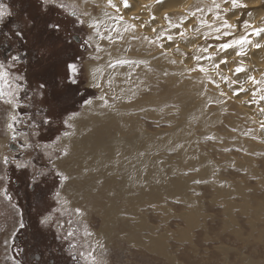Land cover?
I'll return each mask as SVG.
<instances>
[{
	"label": "rangeland",
	"instance_id": "rangeland-1",
	"mask_svg": "<svg viewBox=\"0 0 264 264\" xmlns=\"http://www.w3.org/2000/svg\"><path fill=\"white\" fill-rule=\"evenodd\" d=\"M102 1L103 6L100 7L97 0H52L47 5L42 4L41 0H0V5L11 16L5 17L4 24L0 25V47L5 44L10 49L8 53L0 49V61H5L13 89L19 83L15 80L16 76L24 75L27 81L26 87H21L17 96L21 103L17 111L22 115L16 125L20 134L16 141L11 140L10 131L6 128L7 113L11 109L0 102V155L22 161L31 160L34 165L17 169L13 164H0V175L9 178L0 181V189L7 188L12 197L8 200L0 192V264H169L164 261L166 257L171 258L172 262L174 257L177 258L178 264H264V111H261L264 100L251 102L246 98L251 99L254 92L255 96L264 95V89L257 91L261 85L248 79L260 74L256 80L264 82V71L257 73L260 70L258 66L264 64V33L257 36L254 29L260 28H252L255 21L260 20L257 18L260 12L258 6L233 9L230 0L228 3L215 0L220 5L217 9L213 0H163L162 3L154 0L151 14L173 9V12H168L171 14L163 24L167 28L165 45L172 43L167 36L176 34L181 44L191 43V58L195 59L193 67L199 65L207 69L198 73L199 70L190 71L192 68H189V72L185 73L188 74L187 81L193 86H204L210 100L206 104V111L214 122L209 129H201V123L195 118L188 123L184 111L178 107L180 102L175 98L176 94L180 95L187 89L172 81L175 75L162 79L164 73L160 70L165 69L158 65L154 68L159 81L143 90L147 98L142 101L147 103L149 110L148 115L142 116L143 120L150 132L159 131L165 135L170 134L171 129L178 128L179 124L174 127L175 123L189 124L195 135L203 137L199 141L201 150L219 166L212 170L210 176L194 169L190 172L179 170L181 177L172 180L188 181L189 186L183 193L176 192L174 198L165 199L160 205L151 200L141 204L140 210L148 220L141 236L143 246H139L130 234L127 238L117 235L111 241L112 246L103 242L105 250H102L98 242L95 245L93 236L85 235L86 229L89 232L90 223L76 212L77 208H73L72 204L65 206L66 203L55 196L57 191L60 193V185L63 184L59 177L48 174L38 176L34 183H29L34 172L41 169L48 171L49 156L61 172L58 162L65 155L61 153L60 139L65 132L70 133L75 129L70 123L69 114L82 113L86 105L84 101H92L100 96L101 92L88 83L86 74V64L98 62L99 59L95 42L91 39L95 28L86 22L88 9L82 8V5H88L100 17L102 9L111 7L107 0ZM250 1L238 0L245 5ZM60 4L65 7H59ZM180 8H184L185 12L179 13ZM197 8L204 11L198 12ZM73 11L75 16L72 15ZM194 11L195 16L191 14ZM238 13H242L244 19L235 24L232 20ZM190 17H193L192 22L196 27L192 36L185 37L180 33L190 22ZM78 19L84 23H77ZM202 20L206 23L201 24ZM98 21L100 28H108L102 25V20ZM136 21L132 20L134 25ZM224 21L233 27L222 26ZM115 22L112 28H116ZM50 24H58L60 30L54 31L48 27ZM126 25L131 28L130 24ZM216 28L220 31H215ZM261 28H264V22ZM17 31L24 33L23 42L13 34ZM225 32L232 33L227 35L231 36V40L226 39ZM245 35L262 46L257 48L256 44L254 47L245 44L242 50L239 45L227 51L219 49V45ZM97 36L103 44L105 39ZM131 36L125 40L131 39ZM202 41L205 43L202 44ZM212 48L214 51H211ZM240 51L244 54L237 55ZM18 52L22 55L21 62L10 66L7 55ZM24 53L27 55L24 56ZM233 56H237V59L231 63L229 58ZM76 57L79 83L70 88H57L56 81L64 79L63 62ZM196 57L201 59L197 61ZM225 58L227 63H220ZM245 61L255 62L256 67L247 68ZM216 64H219L218 68ZM230 66H242L246 71L228 77L222 71ZM220 72L222 79L217 81L214 76L218 77ZM44 81L48 82V88L41 97L37 93L39 84ZM159 84L162 85L160 97L175 99L176 103L156 107L154 102L159 97L154 96ZM241 87L247 91L234 94ZM243 94L245 99H240ZM45 115L51 118L48 125L41 123ZM65 119H68L71 127L63 123ZM56 137L60 139L53 144ZM25 141L33 145L47 144L49 147L40 151L35 147L22 148ZM156 156L163 157V166L175 175L180 164L177 150L174 147H161ZM186 167L190 169L188 165ZM133 207L132 203L127 208L130 218L134 214ZM49 214L51 222L42 225L40 219ZM21 221L23 228H19ZM69 232L74 235L68 236ZM154 238L156 241H153ZM159 243L163 247H159ZM70 245L75 247L70 248ZM163 248L168 254L161 252ZM89 252L95 256V261L87 255Z\"/></svg>",
	"mask_w": 264,
	"mask_h": 264
},
{
	"label": "bare ground",
	"instance_id": "bare-ground-1",
	"mask_svg": "<svg viewBox=\"0 0 264 264\" xmlns=\"http://www.w3.org/2000/svg\"><path fill=\"white\" fill-rule=\"evenodd\" d=\"M97 2L100 7L103 6L102 0ZM113 2L119 11L112 7L104 8L100 17H97L88 5H82V8L88 9L86 22L89 26L100 19L102 25L108 27L90 26L95 28L91 39L95 42L99 61L88 62L86 74L88 83L101 93L97 99L91 101V104L85 105L82 113L70 118V123L75 129L60 139V146L66 147L68 154L58 162L59 169L69 177L67 181H63V187H60V198L64 202L67 201L65 206L72 204L73 208L82 210L83 214L79 213V215L90 223L89 232L92 233L96 246L97 242L99 246L103 242L112 246L111 241L117 235L127 238L129 234L139 246H143L141 236L148 225V220L140 210L141 204L151 200L160 205L165 199L174 198L176 192L183 193L189 186L188 181L185 178V180H172L181 177L179 170L190 172L194 169L210 176L212 170L219 166L201 150L199 141L203 137L195 135L189 124L175 123L174 127L179 124L178 128L171 129L168 135L148 130L142 116L148 115L149 110L147 103L142 99L147 98L143 90L159 81L156 79L155 65L164 67L165 70H160L164 73L162 79L175 75L172 81L181 88L187 89L180 95L176 94L175 98L180 102L178 107L184 111L188 123L195 118L201 123V129L203 127L209 129L214 119L206 111V104L210 100L204 92V86L196 87L187 81L188 74L185 72H189V68L194 69L195 64L194 57L191 58L193 54L191 43L181 44L175 34L172 35V43L165 45L167 28L163 27V24L166 15L168 17L171 14L168 12H173V9H164L160 14H151L155 5L154 0H128L131 5L128 8L123 6L122 0H113ZM246 5L248 9L258 6L260 12L257 18L264 22V0H252ZM178 10L179 13L185 12L184 8ZM120 16L123 17L122 20L119 19ZM153 16L155 19H152ZM135 19L137 20L135 28H127L126 23L130 26L134 25L132 20ZM189 19L190 22L183 30L185 37L192 36L196 27L192 22L193 17ZM243 19L244 15L238 13L232 21L236 24ZM114 20L116 28L111 27L114 26ZM260 20L255 21L252 28H261L263 22ZM130 34H132L131 39L125 40ZM97 35L105 39L103 44ZM158 37L160 38L157 39ZM226 39L231 40V36H226ZM250 41L248 45L254 47L256 42L253 39ZM203 43L205 41H202ZM161 44L163 47H160ZM152 50L156 53H151ZM211 51L214 49L212 48ZM156 59L158 61H155ZM229 59L233 63L237 56ZM117 60H129L135 63L117 64ZM244 66L251 69L256 67V63L245 61ZM236 68L230 66L228 70L222 72H226L229 77L236 73ZM258 68L260 70L257 73L264 71V64ZM222 72L217 74L218 77L214 76L215 80L222 79ZM198 73L203 72L198 71ZM259 75L254 74L255 79ZM161 91L162 85L159 84L154 96L159 97L154 102L156 107L161 104L169 106L170 103H176L175 99L160 97ZM260 97L253 93L251 99L246 96L253 102H257ZM240 99H245V95ZM161 147H174L177 150L180 164L176 168L175 175L163 166V157L156 156V152ZM187 165L190 169L186 167ZM132 203L134 214L130 218L127 208ZM153 241L156 239L154 238ZM159 247L163 245L159 243ZM102 250H105L103 245ZM161 252L168 254L165 248ZM164 261L178 264L175 257L174 262L168 257L164 258Z\"/></svg>",
	"mask_w": 264,
	"mask_h": 264
},
{
	"label": "snow or ice",
	"instance_id": "snow-or-ice-1",
	"mask_svg": "<svg viewBox=\"0 0 264 264\" xmlns=\"http://www.w3.org/2000/svg\"><path fill=\"white\" fill-rule=\"evenodd\" d=\"M52 2V0H41V3L44 4V5H47L48 3ZM85 2H87V0H85ZM109 6H111L112 8H116L117 11H119L117 5L113 2V0H107ZM123 2V6L125 8H128V7H131V5L129 4L128 0H122ZM158 3H162L163 0H157ZM225 3H228L229 0H224ZM231 2V5H232V8L235 9V8H239V7H247V5L245 4H242L240 2H238V0H230ZM213 4H214V7L219 9L220 8V5L219 4H216L215 3V0H213ZM59 7L61 8H64L65 5L63 4H60ZM211 10V9H209ZM196 11L198 12H203L204 9H201V8H197ZM196 11L192 12L191 14L193 16H195L196 14ZM72 15L75 16L76 13L75 11L72 12ZM85 15H88L87 13H85ZM5 17H9L11 18L10 16V12L5 8L3 7L2 5H0V25L4 24V21H5ZM166 19L168 18L167 15L165 17ZM217 18H219V15H217ZM120 20L123 19L122 16L119 17ZM152 19H155V16L152 17ZM183 19V18H182ZM77 23L79 24H83L84 21L83 20H80L78 19L77 20ZM99 21H94L92 25H90L91 27H96L98 28L99 27ZM171 23V22H170ZM206 23V21H201V24H204ZM178 26V25H177ZM224 27H227V28H232L233 26L232 25H229L227 24V21H224V24L222 25ZM49 28L53 29L54 31H59L60 30V26L58 24H50L48 26ZM130 27L132 28H135V25H131ZM127 30V29H125ZM153 31H155V29H153ZM215 31L219 32L220 29L219 28H216ZM255 31V34L257 36L261 35V33H264V28H260V29H254ZM17 38H19L22 42H23V37H24V33L23 32H20V31H17L15 33H13ZM232 33L230 32H225L224 35H231ZM180 35H184L183 32L180 33ZM110 40H111V36L108 37ZM122 39V37H119ZM160 37H158L157 39H159ZM219 39V37H217ZM147 39V38H145ZM167 39L168 40H172L173 37L172 36H167ZM150 43H154L155 41H149ZM251 41L248 39V36L245 35V36H241L239 39H235L233 40L232 42L230 43H224V44H221L219 45V49L221 51H227L229 48H234L236 47L237 45L240 46L241 50L243 49V46L245 44H250ZM262 45L260 44H256L255 47L259 48L261 47ZM160 47H163V45L161 44ZM204 51H207V49H204ZM244 54L243 51H240L237 53V55H242ZM24 56L27 55V53H24L23 54ZM197 61H199L201 59V57H196ZM6 60L7 61H10L11 62V65L10 66H14L16 63L18 62H21L22 60V55L21 53H16L15 55H12V54H9L7 55L6 57ZM117 64H129V63H135L134 61H129V60H117L116 61ZM173 63H175V61H173ZM220 63L222 64H226L227 63V59H222L220 61ZM63 66H64V69H65V72H64V79L61 81V80H57L56 81V87L57 88H61V87H71L73 85H77L79 83V80H78V75H79V66H78V57L76 58H69L67 60H65L63 62ZM215 67H219V64H216ZM196 70H199L201 72H206L207 69L203 68L202 66H197V68H194V69H191L190 71H196ZM246 71V69L242 66L240 67H237L235 69V72L236 73H240V72H244ZM10 73L8 72V70L5 68V61H0V102H3L5 104H7L9 106V108L11 109L8 113H7V123H6V128L10 131V134H11V140L12 141H16L18 135H20L17 130H16V125L20 122V116L22 115V113H19L17 111V109L20 108L21 106V103L20 101L17 99V96H18V92H19V89L21 87H26V84H27V81L24 77V75H18L15 77V80L18 81L19 83L16 85V88L13 89L12 88V85L11 83L9 82L8 80V77H9ZM249 80H252L254 84H258V85H261V89H257V91L259 90H262L264 89V82L262 81H258L255 79V77H251L249 76L248 77ZM213 83H215V81H212ZM233 83H236L235 81H233ZM217 87H219V85H216ZM48 88V82L47 81H44L42 83L39 84V91H38V95H40L41 97L44 96V93L45 91L47 90ZM241 91H247L246 89L244 88H239L238 91H235L234 94H239V92ZM256 93L254 92L253 95H255ZM223 95V93H222ZM102 99V98H101ZM261 100H264V95H262L260 97ZM85 104H91V100H86L84 101ZM41 111H44L43 109H41ZM261 111H264V109H261ZM79 113H70L69 114V118H74L76 116H78ZM41 123L44 124V125H48L51 123V118L49 115H45L42 117L41 119ZM63 123L68 126V127H71L72 125L69 124V121L68 119H65L63 121ZM264 126V125H262ZM63 135L67 136L69 135L68 132H65ZM60 139V137H56V140L53 141V144H55L56 141H58ZM22 148H33L35 147L38 151L40 150H44V149H47L49 147V145L47 144H36V145H33L27 141H25L22 145H21ZM61 153L62 155H67L68 154V150L67 148H62L61 149ZM59 158V157H57ZM0 164H3V165H9V164H13L15 168L17 169H26V168H29L30 166L31 167H34V165L32 164V161L31 160H27V161H22V160H16L14 157H11V156H8V155H0ZM48 174H52L54 176H57L59 177V179L61 181H67L69 179V177L65 174H63L62 172H60L57 168H56V164L55 162L52 160L51 156H49V160H48V171H44L43 169L41 170H38L36 172H34L33 174V177H32V180L29 182V183H34L36 178L38 176H46ZM9 179L7 176L5 175H0V181H5ZM61 187H63V184L60 185ZM0 192H2L4 194V196L8 199V200H11L12 197L8 194L7 192V188H3V189H0ZM55 196L57 198L60 197V193L59 191H57L55 193ZM65 203H67V201H65ZM76 212L78 213H82V210L77 208L76 209ZM51 215H45L43 216L41 219H40V223L42 225H48L50 222H51ZM24 225H23V222L21 221L19 223V228H23ZM18 230V229H17ZM74 233L73 232H69L68 233V236H73ZM85 235H92L91 232H88L87 229L85 230ZM67 238V237H66ZM5 243L7 244L8 241L6 240ZM71 247H75L74 245H70V248ZM80 255H84V253H81ZM88 256H91L92 260L95 261L96 258L94 255H92L91 252L87 253Z\"/></svg>",
	"mask_w": 264,
	"mask_h": 264
},
{
	"label": "flooded vegetation",
	"instance_id": "flooded-vegetation-1",
	"mask_svg": "<svg viewBox=\"0 0 264 264\" xmlns=\"http://www.w3.org/2000/svg\"><path fill=\"white\" fill-rule=\"evenodd\" d=\"M0 49H4V52H5V53H8V51L10 50L9 48H6V45H5V44H3V45L0 47ZM2 52H3V50H2Z\"/></svg>",
	"mask_w": 264,
	"mask_h": 264
}]
</instances>
